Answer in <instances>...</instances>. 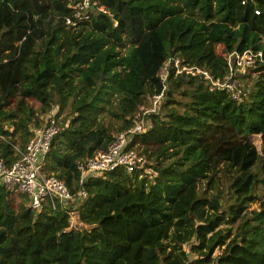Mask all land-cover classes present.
Returning a JSON list of instances; mask_svg holds the SVG:
<instances>
[{"label":"trees","instance_id":"1","mask_svg":"<svg viewBox=\"0 0 264 264\" xmlns=\"http://www.w3.org/2000/svg\"><path fill=\"white\" fill-rule=\"evenodd\" d=\"M95 2L70 26L69 0H0V153L12 165L57 118L45 173L87 194L33 210L0 182V264H264V0ZM142 117L138 168L81 185L78 162Z\"/></svg>","mask_w":264,"mask_h":264},{"label":"built area","instance_id":"2","mask_svg":"<svg viewBox=\"0 0 264 264\" xmlns=\"http://www.w3.org/2000/svg\"><path fill=\"white\" fill-rule=\"evenodd\" d=\"M69 1L70 8L75 11L76 21L68 19L66 21L68 25L75 26L80 22L91 20V12L97 5L95 0ZM101 11L106 13L104 9H101ZM256 13L259 14L258 11ZM257 58L263 62L261 54L255 55L251 52L239 55L232 53L228 57L231 74L240 68L253 66L254 60ZM170 63L171 60L169 61V65ZM175 68L178 70V73H182L183 71L188 73H194V71L200 72L198 69L181 70L179 60L175 62ZM164 80H166V76ZM219 86L231 92L236 99L241 95L240 84L238 80L232 81V75L224 84ZM160 100L161 96L155 97V108L151 112L156 110V105ZM148 113L150 112L145 113L144 116ZM148 126L149 128L151 127V122L148 123ZM61 131L62 127L59 120L54 117L49 118L44 128L34 131L33 137L18 161L12 165H8L0 153V182L8 189L16 190L28 196L33 210L41 209L45 202L49 203L55 210L58 204L67 203L76 198H84L87 195L84 190H79L76 194L71 193L63 181L54 176H48L45 173L46 162L51 152L52 144ZM145 131V118L142 117L132 130L118 135L106 153H99L93 158L78 162L77 168L81 173L80 184L82 185L84 179L89 175L100 176L105 173L115 172L118 169H125L128 173H133L139 164L142 163L143 158L135 150L128 149L129 144L133 136L145 133ZM75 213H69L70 217ZM78 222H80V227L84 226L86 229L92 228L81 223L80 217ZM70 224L72 226L71 222Z\"/></svg>","mask_w":264,"mask_h":264},{"label":"rangeland","instance_id":"3","mask_svg":"<svg viewBox=\"0 0 264 264\" xmlns=\"http://www.w3.org/2000/svg\"><path fill=\"white\" fill-rule=\"evenodd\" d=\"M240 69H243V68H240ZM244 74H246V71L244 72ZM31 104L35 107V108H38L39 107V103L38 102H36V101H31ZM157 106H158V104L156 105V109H157ZM154 108H155V103L153 102V108H152V110L151 111H153L154 110ZM150 111V112H151ZM49 119V118H48ZM47 119V120H48ZM9 129V128H8ZM254 144H255V148H256V150L260 153L261 151H262V147H261V144H260V140L258 139V138H256L255 140H254ZM236 155V152L230 157V158H232L233 156H235ZM239 157V156H238ZM246 161V159H238V163H240V162H245ZM253 208H257V205H253ZM78 215V216H77ZM79 221V214L76 212L75 214H73V216H71L70 217V222L72 223V227L73 228H76V229H86L84 226H81L80 227V222H78Z\"/></svg>","mask_w":264,"mask_h":264},{"label":"bare ground","instance_id":"4","mask_svg":"<svg viewBox=\"0 0 264 264\" xmlns=\"http://www.w3.org/2000/svg\"><path fill=\"white\" fill-rule=\"evenodd\" d=\"M10 131H12V129H10Z\"/></svg>","mask_w":264,"mask_h":264}]
</instances>
